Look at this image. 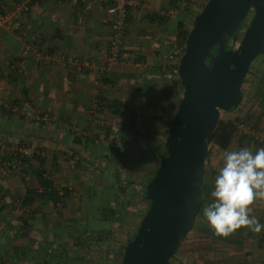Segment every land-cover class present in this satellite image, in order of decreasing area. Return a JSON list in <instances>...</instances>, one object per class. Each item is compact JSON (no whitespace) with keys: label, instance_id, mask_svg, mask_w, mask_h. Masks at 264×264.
I'll list each match as a JSON object with an SVG mask.
<instances>
[{"label":"crops","instance_id":"crops-1","mask_svg":"<svg viewBox=\"0 0 264 264\" xmlns=\"http://www.w3.org/2000/svg\"><path fill=\"white\" fill-rule=\"evenodd\" d=\"M114 1L0 0L1 12L29 6L18 32L0 30V264H41L44 252L25 261L10 252L45 250L53 229L69 222L60 218L76 216L83 223L80 205L86 214L93 209L95 188L105 178L109 185L125 152L126 142L116 134L155 133L175 105L170 98L171 107L163 108L162 74L176 16L158 15L171 8V0H127L137 6L127 5L122 52L110 63L106 10ZM25 42L32 45L27 55ZM237 142L227 150L212 149L209 159L216 165L210 168L217 174L226 151L259 149ZM22 148L32 155L12 167L10 151ZM40 177L52 187L42 197ZM252 208L251 215L264 224V200ZM249 233L259 234L245 229L244 242ZM251 246V260L264 264L263 247Z\"/></svg>","mask_w":264,"mask_h":264},{"label":"water","instance_id":"water-1","mask_svg":"<svg viewBox=\"0 0 264 264\" xmlns=\"http://www.w3.org/2000/svg\"><path fill=\"white\" fill-rule=\"evenodd\" d=\"M250 11L238 46L227 49L226 36ZM262 54L264 0H207L194 16L178 66L182 93L164 141L166 155L145 185L149 206L120 264H170L175 257L201 200L206 138L220 112L238 107L243 79Z\"/></svg>","mask_w":264,"mask_h":264},{"label":"rangeland","instance_id":"rangeland-1","mask_svg":"<svg viewBox=\"0 0 264 264\" xmlns=\"http://www.w3.org/2000/svg\"><path fill=\"white\" fill-rule=\"evenodd\" d=\"M206 1L207 0H188L189 10H187L183 16L189 24L192 23L194 16L202 9ZM179 15L181 14L178 13L177 16ZM251 17L252 11L249 12L243 22V28L238 35L234 48L238 46L243 31L248 26ZM263 62L264 60L261 57H256L251 63V70L254 72L258 69L264 70ZM254 76L255 75H248L247 79L241 86L244 91H250ZM251 106L256 114L263 112L258 125V141L263 144L264 109L258 107V100L252 99L250 94L243 99L242 103L238 105L235 111L230 113L220 112L219 118H232L244 115ZM174 108H172V111H170L165 119L158 121L157 132L154 131L155 133H153V131H148L147 133H142L141 136H148V145L147 143H144L138 146L133 140H129L126 134L123 133L121 135V133H117V136H120V138L125 141L127 140V142L121 161L117 166L115 165L113 169L114 176L109 180V185L104 186V184L107 183V180L105 178L106 176L102 175L100 179L105 178L103 184L100 186V189H97L98 187L95 188L96 193L91 199L92 205L95 206H93V209L90 210L91 212L89 211L88 214H86L87 212L85 213L84 210H82L83 212L80 211L78 213L80 216L84 213L83 223H81L76 216H73L72 219H65L64 217L60 218L63 223L69 221L66 224V228H62L61 221V227L56 230L53 229L54 233L51 234L53 240L48 243L47 248L42 250L41 253L48 252L54 255L58 252L61 253V255L59 254L60 257L56 255L51 257L53 259L58 258V261L55 262V264L121 263L123 250L122 248L120 249L118 245L126 244L128 239L132 240V237L137 231L140 220L148 208V203L143 199L146 181L153 174L155 167L160 164V157L153 158L151 151H153L156 145L161 146L164 144L165 138L172 124L173 115L175 113ZM119 140L120 139H117V141ZM252 146L256 145L252 144ZM95 150L97 149L95 148ZM95 153H98V151ZM110 165L108 168H111ZM215 165L216 164H213L211 158L206 161L203 172V188L205 181L209 178L208 169L210 167H215ZM120 186L125 189H123L124 193L119 189ZM100 207H116L115 210L117 213H120V216L118 217L120 220H116L112 224V236L109 240L107 238L109 232H96L101 227H107V224L97 216V211ZM80 208L82 209V205H80ZM54 214L58 217L56 213ZM73 226L74 228H72ZM68 231L71 232L70 237H68ZM261 232L259 234H245L244 243L247 244H244L240 248H235L227 245H215L210 247L207 245V242H204L200 237L189 231L176 251L175 257L170 260V264H215L214 262L218 261L220 264H260V262L257 263L256 261L251 260V245H255L256 248L263 247L260 240ZM46 235V241L50 240V234L47 233ZM79 240L81 241L80 243L82 247H80L82 249L73 246L74 242L78 243ZM44 241L45 237L43 238V243H45ZM89 244L92 248L87 250L86 246ZM113 246L115 247L114 250L112 248ZM51 264H54V262H51Z\"/></svg>","mask_w":264,"mask_h":264},{"label":"trees","instance_id":"trees-1","mask_svg":"<svg viewBox=\"0 0 264 264\" xmlns=\"http://www.w3.org/2000/svg\"><path fill=\"white\" fill-rule=\"evenodd\" d=\"M171 2L172 3L170 4L171 5L170 7L174 8L175 9L174 12L176 13L175 15H173V16H176L175 24H174V39L173 40L176 42V44H178L179 46L182 47L185 44V40H186L188 31H189L191 24H192V23L189 24L183 16L185 14V12L187 10H189L188 9L189 8L188 7L189 2H188V0H171ZM178 13H180L181 15L177 16ZM242 28H243V23L240 25V27L236 30V32L234 34H232L231 36H229V35L226 36V48L227 49H234L236 40H237L238 35H239ZM168 46L170 47V43ZM167 52H166V56H167ZM214 52H215V50H214ZM166 56H165V59H166ZM258 57H261L264 60V54L259 55ZM166 69H167V65L165 66V70ZM248 75H255L254 80H253V83L251 85L250 91H244L241 88V102H240V104L242 103L243 99L248 94H250L252 99L258 100V107L261 109H264V70L258 69V70H256V72H254L251 70V65H250L249 70L247 71V73L243 79L242 84L245 82ZM163 93L165 96V100H164L165 102L163 104L164 105L163 108H165V109L168 108L169 104L166 103V101L168 99L170 100V98H172V99H175V101H176L175 105L173 106V108L175 107L174 109L176 111L177 106H178V102L180 99V94L182 93L181 83L178 85H176V84L170 85L167 83V86L163 90ZM1 107L2 106H0V108ZM169 107H171V106H169ZM236 109H237V107L233 111H235ZM233 111H231V112H233ZM262 115H263V112L256 114L254 112V110L252 109V106H251L249 108V110L244 113V115L236 116V117H232V118H230V117H226L223 119L219 118L214 130L206 138L209 153H208L207 159L205 160V163L209 159V156L211 154L212 149L216 148L219 150H227L229 147L233 146L237 141H238L237 143H239L240 145H242L243 142L245 141V144L247 146L251 145V144H255L256 146H259V148L264 147L263 146L264 143L262 144L261 142L258 141V138L256 137L255 133H249V132L244 133L243 129H241V126L242 127H249L254 132L259 133L258 125H259V122H260ZM133 125H134V123L132 121L131 126L133 127ZM122 134L123 133H121V135ZM124 134H126L128 139L133 140L138 146L142 145L144 143L145 144L147 143V145H148V136L147 135L141 136L142 133H124ZM116 139H120L123 142H127V140L126 141L123 140L122 138H120V136H117V134H116ZM13 153H14L13 150H11L9 153V160L10 161L12 160V162L14 160H19L20 163H21V161H22L21 159L23 157H28V156L32 155V154L31 155H22V154L20 155L18 153V151H16L14 153L15 155ZM151 153H152L153 158L154 157H160V161H161L162 157H164L166 155V150L164 148V144L161 146L156 145L154 147L153 151H151ZM121 156H123V153L120 154V157ZM158 166L159 165H157L155 167L153 174L151 175L150 178L147 179L146 184L151 181V179L153 178ZM117 169H118V167H117ZM208 172H209V178L205 181L204 188H203V184H201V200H200L199 206H198V208L194 214V217L192 219V224H191L190 228L180 237L177 250L180 247L182 241L185 239L186 234L189 231L193 232L196 236L200 237V239L203 240L204 242H207V245L210 247L215 246V245L228 244V246L240 248V247H242V245L244 243V231H245V229H243V228L235 231L234 233H232L228 237H222V236L215 235L214 232L207 225V222L204 219L203 209L209 203H211L213 200V198L211 197V191L214 188V180H215V176L217 175V172L212 168H209ZM40 178H41L40 179V186H41L43 191H41V193H39L38 196L42 197L46 191L52 190V187H51V184L49 183V181H46V179L44 180L42 177H40ZM202 182H203V177H202ZM119 189L124 193V190H125L124 188H122L120 186ZM42 192H44V193L42 194ZM53 194H55V193H53ZM52 198H53L54 202H58V197H52ZM143 199L148 203V206H149V202L147 201V199L145 197V192L143 194ZM115 209H116V207H110V208L100 207V208H98V211H97V216H99L100 219L107 224L106 225L107 227H104V228L101 227L96 232H100V231H105V232L107 231L106 233L109 232V235L107 237L108 240L112 236L111 227H112L113 222H115L116 220H120V218H118L120 216V213H117V211ZM80 211H82L81 208H80ZM78 216H80V215H78ZM81 216H82V214H81ZM85 232H86V229H85ZM70 235H71V232L69 231L68 237H70ZM132 239H133V237H132ZM129 240H131V239H128L127 241H129ZM80 242H81L80 240L78 241V243L74 242L73 246L76 248L82 249L81 248L82 245ZM124 245H125V243L119 244L118 247L120 249L122 248V250H123ZM91 248H92V246L90 244L86 246L87 250L91 249ZM112 248L114 250L115 247L113 246ZM33 252H36V254L41 253L40 251H33L29 247L28 249H21V250L15 249V250H13V252L12 251L10 252V256L15 258V260L25 261L27 259H31ZM43 254H45V255H43V260H42L41 264H51V262L52 263L57 262L58 258L53 259L51 257H54L55 255L60 257V255H61V253H59V252L55 255L48 253V252L43 253ZM214 263L220 264L219 261L214 262Z\"/></svg>","mask_w":264,"mask_h":264},{"label":"clouds","instance_id":"clouds-1","mask_svg":"<svg viewBox=\"0 0 264 264\" xmlns=\"http://www.w3.org/2000/svg\"><path fill=\"white\" fill-rule=\"evenodd\" d=\"M212 202L204 209V219L217 236L228 237L239 229L253 233L264 224L251 215L252 205L264 200V147L226 151L215 176Z\"/></svg>","mask_w":264,"mask_h":264},{"label":"built area","instance_id":"built-area-1","mask_svg":"<svg viewBox=\"0 0 264 264\" xmlns=\"http://www.w3.org/2000/svg\"><path fill=\"white\" fill-rule=\"evenodd\" d=\"M184 3V2H183ZM127 5L135 7L137 6L136 2H131L127 0H115L114 4L110 6L107 10V16L110 19V46H109V56L108 62L113 63L117 62L120 54L122 52V47L125 41V26H126V17H127ZM184 5V4H183ZM28 3H20L13 6L12 9L1 12L0 11V30L16 32L21 28V17L25 15L28 11ZM159 17L163 20L169 19L174 15V10L172 8H165L159 11ZM32 49L30 42H25L23 54L27 55ZM184 52V46H179L174 40L170 42V47L168 48L166 56V65L167 69L164 70L162 76L163 79L170 85L180 84V77L178 74V66L181 59V56ZM0 106L2 102L0 101ZM244 133H255L258 138L259 133L254 132L249 127H242ZM21 155H31L32 152L29 149H15L13 152ZM13 153V154H14ZM15 155V154H14ZM20 164L19 160H14L12 167H18ZM261 245L264 247V230L261 232L260 236Z\"/></svg>","mask_w":264,"mask_h":264}]
</instances>
